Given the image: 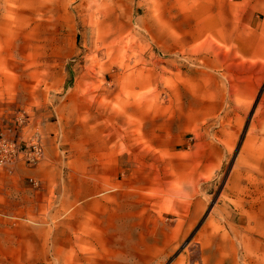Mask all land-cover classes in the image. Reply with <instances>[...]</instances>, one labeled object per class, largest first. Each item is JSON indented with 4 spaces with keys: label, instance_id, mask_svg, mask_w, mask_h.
<instances>
[{
    "label": "rangeland",
    "instance_id": "374dc122",
    "mask_svg": "<svg viewBox=\"0 0 264 264\" xmlns=\"http://www.w3.org/2000/svg\"><path fill=\"white\" fill-rule=\"evenodd\" d=\"M6 125L0 264H264V0H0Z\"/></svg>",
    "mask_w": 264,
    "mask_h": 264
},
{
    "label": "built area",
    "instance_id": "2783aa9c",
    "mask_svg": "<svg viewBox=\"0 0 264 264\" xmlns=\"http://www.w3.org/2000/svg\"><path fill=\"white\" fill-rule=\"evenodd\" d=\"M44 156L38 136L23 142L17 126L6 125L0 130V168H7L18 161L35 165Z\"/></svg>",
    "mask_w": 264,
    "mask_h": 264
},
{
    "label": "crops",
    "instance_id": "0c3cea01",
    "mask_svg": "<svg viewBox=\"0 0 264 264\" xmlns=\"http://www.w3.org/2000/svg\"><path fill=\"white\" fill-rule=\"evenodd\" d=\"M34 195L35 190L27 184L22 173L13 170L0 172V213L28 211L36 202ZM3 221L0 218V223Z\"/></svg>",
    "mask_w": 264,
    "mask_h": 264
},
{
    "label": "bare ground",
    "instance_id": "6f19581e",
    "mask_svg": "<svg viewBox=\"0 0 264 264\" xmlns=\"http://www.w3.org/2000/svg\"><path fill=\"white\" fill-rule=\"evenodd\" d=\"M257 189H258V188H257ZM257 189H256V190H257ZM249 218H250V217H249ZM261 232H262V231H261ZM261 232H260V233H261ZM258 234H259V233H258ZM202 235H203V234H202ZM261 236H262V235H261ZM261 236H260V237H261ZM258 244H259V243H258ZM260 247H261V246H260ZM185 249H186V248H185ZM185 249H184V250H185ZM132 257H133V256H132ZM51 258H52V257H51ZM54 258H55V257H54ZM48 259H49V258H48ZM48 259H47V260H48ZM63 259H64V258H63ZM56 260H57V259H56ZM49 261H50V260H49ZM86 261H87V259H86ZM61 262H64V261L61 260ZM88 263H89V262H88ZM145 263H146V262H145ZM63 264H64V263H63ZM80 264H81V263H80ZM89 264H90V263H89Z\"/></svg>",
    "mask_w": 264,
    "mask_h": 264
}]
</instances>
